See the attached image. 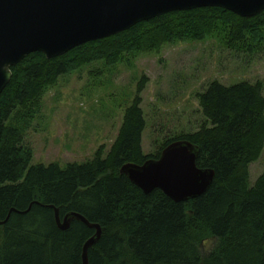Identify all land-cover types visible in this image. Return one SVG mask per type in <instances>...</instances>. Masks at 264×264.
<instances>
[{"label": "trees", "instance_id": "trees-1", "mask_svg": "<svg viewBox=\"0 0 264 264\" xmlns=\"http://www.w3.org/2000/svg\"><path fill=\"white\" fill-rule=\"evenodd\" d=\"M222 37L226 49L253 53L264 45V11L240 18L217 8L174 12L142 22L115 36L46 59L33 53L11 69L0 95V264H81L82 247L94 230L79 222L58 229L60 219L76 213L99 225L101 237L88 252V264H264V171L249 185L250 165L264 151L262 84L217 82L197 95L203 123L145 156L146 129L141 98L126 108L117 138L92 161L30 166L24 146L41 100L59 78L102 62L108 67L126 55L158 54L178 42ZM199 150L196 166L214 179L201 197L174 203L161 191L144 195L120 174L125 164L157 160L173 142ZM15 209L26 214L11 213ZM213 243L209 252L203 247Z\"/></svg>", "mask_w": 264, "mask_h": 264}, {"label": "rangeland", "instance_id": "rangeland-1", "mask_svg": "<svg viewBox=\"0 0 264 264\" xmlns=\"http://www.w3.org/2000/svg\"><path fill=\"white\" fill-rule=\"evenodd\" d=\"M222 37L203 42H178L158 54L126 55L108 67L102 62L84 66L58 79L41 100L30 122L24 146L32 150L30 166L92 161L114 144L126 108L136 97L146 121L142 138L145 156L155 155L163 141L194 133L203 123L197 95L217 82L232 87L242 82L262 84L264 45L253 53L229 50ZM264 171V151L250 165L249 185ZM213 243L202 251L209 252Z\"/></svg>", "mask_w": 264, "mask_h": 264}, {"label": "water", "instance_id": "water-1", "mask_svg": "<svg viewBox=\"0 0 264 264\" xmlns=\"http://www.w3.org/2000/svg\"><path fill=\"white\" fill-rule=\"evenodd\" d=\"M204 8L248 19L264 11V0H0V95L11 80V69L33 53L50 60L142 22ZM198 153L189 142L176 141L157 160L125 164L120 174L144 195L158 190L174 203H186L204 195L214 179L212 170L196 166ZM28 210L12 209L1 224L11 213L26 214ZM54 217L62 232L73 222L95 231L82 247L81 264H88V252L101 237L100 226L76 213L60 219L57 209Z\"/></svg>", "mask_w": 264, "mask_h": 264}]
</instances>
